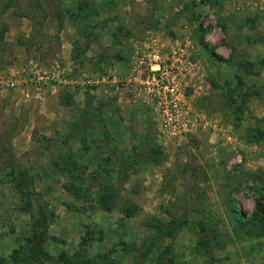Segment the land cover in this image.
<instances>
[{"label": "rangeland", "instance_id": "1", "mask_svg": "<svg viewBox=\"0 0 264 264\" xmlns=\"http://www.w3.org/2000/svg\"><path fill=\"white\" fill-rule=\"evenodd\" d=\"M150 39L188 130L85 84ZM0 86V264H264V0H0Z\"/></svg>", "mask_w": 264, "mask_h": 264}, {"label": "built area", "instance_id": "2", "mask_svg": "<svg viewBox=\"0 0 264 264\" xmlns=\"http://www.w3.org/2000/svg\"><path fill=\"white\" fill-rule=\"evenodd\" d=\"M160 48V47H159ZM158 44L154 40L145 42L142 47L135 50L132 59L129 62L127 75L123 77H115L114 75L107 77L101 76L97 81L86 80L85 84L93 87L96 83L105 86L111 83L114 90L120 86L129 89L130 98L133 103L142 105H152L158 111L163 127L169 132L175 133L180 127L183 130H188V122H178L176 116L184 106V95L178 91L176 83V73H178L181 63L179 61V53L175 57L174 49L168 52V63L162 60L159 56ZM176 69V70H175ZM63 68H60L62 73ZM176 71V72H174ZM46 69H37V79L44 80L53 78L57 75ZM109 79V82H108ZM12 81L6 83V86L11 87ZM2 88V86H0Z\"/></svg>", "mask_w": 264, "mask_h": 264}, {"label": "trees", "instance_id": "3", "mask_svg": "<svg viewBox=\"0 0 264 264\" xmlns=\"http://www.w3.org/2000/svg\"><path fill=\"white\" fill-rule=\"evenodd\" d=\"M58 166H62V170L65 169L66 167V163L65 162H61L59 161L58 163ZM17 178L15 179V182H14V187L21 193L23 194L24 193V184H23V180L22 178H27L26 174L24 172H21V173H18L17 175ZM261 196H258L256 199H255V208H256V211L261 214L257 219H260L261 217L264 219V203H263V200H261L260 198ZM99 204L101 205V207L105 210V211H110L112 208H113V204L112 202H109L107 200H100L99 201ZM123 212L126 214V215H131V209L129 206H124L123 207ZM256 219V218H255ZM262 219V220H263ZM31 243H33L32 241H29Z\"/></svg>", "mask_w": 264, "mask_h": 264}]
</instances>
